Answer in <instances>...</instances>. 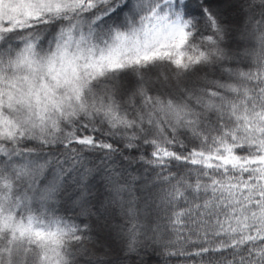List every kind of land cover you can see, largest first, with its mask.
<instances>
[{"label":"snow or ice","instance_id":"6c2138e0","mask_svg":"<svg viewBox=\"0 0 264 264\" xmlns=\"http://www.w3.org/2000/svg\"><path fill=\"white\" fill-rule=\"evenodd\" d=\"M264 264V0H0V264Z\"/></svg>","mask_w":264,"mask_h":264},{"label":"trees","instance_id":"16d2710c","mask_svg":"<svg viewBox=\"0 0 264 264\" xmlns=\"http://www.w3.org/2000/svg\"><path fill=\"white\" fill-rule=\"evenodd\" d=\"M152 264H156V262H155V261H153V262H152Z\"/></svg>","mask_w":264,"mask_h":264}]
</instances>
